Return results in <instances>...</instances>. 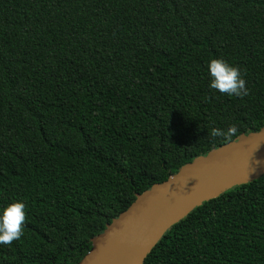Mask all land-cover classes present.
I'll return each instance as SVG.
<instances>
[{"label":"trees","instance_id":"16d2710c","mask_svg":"<svg viewBox=\"0 0 264 264\" xmlns=\"http://www.w3.org/2000/svg\"><path fill=\"white\" fill-rule=\"evenodd\" d=\"M212 58L248 95L209 87ZM262 132L264 0H0V207L26 205L0 264H79L137 196ZM142 264H264V175L192 209Z\"/></svg>","mask_w":264,"mask_h":264},{"label":"water","instance_id":"95a60500","mask_svg":"<svg viewBox=\"0 0 264 264\" xmlns=\"http://www.w3.org/2000/svg\"><path fill=\"white\" fill-rule=\"evenodd\" d=\"M262 175L264 132L195 160L137 196L93 241L79 264H142L162 234L192 209Z\"/></svg>","mask_w":264,"mask_h":264},{"label":"clouds","instance_id":"9594fccd","mask_svg":"<svg viewBox=\"0 0 264 264\" xmlns=\"http://www.w3.org/2000/svg\"><path fill=\"white\" fill-rule=\"evenodd\" d=\"M206 67L211 89L228 96L248 95L246 81L238 67L229 64L223 58L210 59ZM236 131V126L231 125L226 132L213 128L211 135L231 137ZM25 216L26 205L22 200H13L0 207V245H10L12 241L19 240L23 236Z\"/></svg>","mask_w":264,"mask_h":264}]
</instances>
